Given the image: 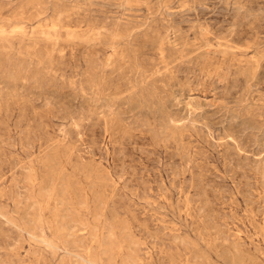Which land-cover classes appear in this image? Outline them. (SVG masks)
I'll use <instances>...</instances> for the list:
<instances>
[{"label": "rangeland", "instance_id": "374dc122", "mask_svg": "<svg viewBox=\"0 0 264 264\" xmlns=\"http://www.w3.org/2000/svg\"><path fill=\"white\" fill-rule=\"evenodd\" d=\"M0 264H264V0H0Z\"/></svg>", "mask_w": 264, "mask_h": 264}, {"label": "bare ground", "instance_id": "6f19581e", "mask_svg": "<svg viewBox=\"0 0 264 264\" xmlns=\"http://www.w3.org/2000/svg\"><path fill=\"white\" fill-rule=\"evenodd\" d=\"M89 247V246H88Z\"/></svg>", "mask_w": 264, "mask_h": 264}]
</instances>
